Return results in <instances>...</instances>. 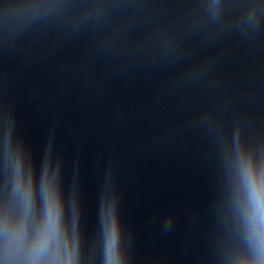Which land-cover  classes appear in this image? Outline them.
<instances>
[{"label":"clouds","instance_id":"obj_1","mask_svg":"<svg viewBox=\"0 0 264 264\" xmlns=\"http://www.w3.org/2000/svg\"><path fill=\"white\" fill-rule=\"evenodd\" d=\"M230 222L222 264H264V143L237 132L219 139ZM0 264H83L81 238L65 213L56 172L46 166L39 187L19 148L10 195L0 198ZM101 264H125L106 211Z\"/></svg>","mask_w":264,"mask_h":264}]
</instances>
